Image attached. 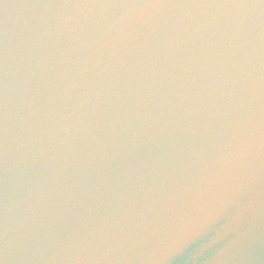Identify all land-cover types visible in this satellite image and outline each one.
<instances>
[{"label":"water","instance_id":"1","mask_svg":"<svg viewBox=\"0 0 264 264\" xmlns=\"http://www.w3.org/2000/svg\"><path fill=\"white\" fill-rule=\"evenodd\" d=\"M0 264H264V0H0Z\"/></svg>","mask_w":264,"mask_h":264}]
</instances>
